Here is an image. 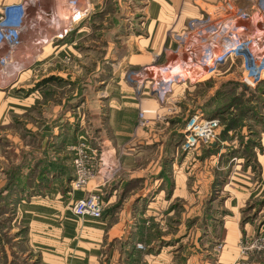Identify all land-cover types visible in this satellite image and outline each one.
I'll list each match as a JSON object with an SVG mask.
<instances>
[{"label": "rangeland", "instance_id": "obj_1", "mask_svg": "<svg viewBox=\"0 0 264 264\" xmlns=\"http://www.w3.org/2000/svg\"><path fill=\"white\" fill-rule=\"evenodd\" d=\"M93 1L89 11L82 18H76L72 29L65 34L71 46L64 60L65 68L63 63L57 64L56 70L49 71V75L42 77V71L36 74L40 79L35 89L43 91L46 100L37 102L36 107L26 112L24 117L12 118L8 133L0 137V264H40L38 257L26 245V230L19 207L32 195L49 187L56 178H61L60 174L51 175L44 183L47 179L42 180L43 172L47 171L45 161L57 165L56 161L70 156L73 160L69 167L74 172L76 155L70 149L81 142L91 165L97 168L96 176L101 169L113 164L107 154L104 161L100 158L107 141L112 146L115 144L107 124L108 78L115 72L119 60L127 55L128 40L144 34L146 0ZM260 2L264 7V0ZM236 15L225 22L214 23L216 29L225 33L234 28L238 21ZM241 15L242 19H248L254 14L250 9L239 17ZM190 21L204 23L201 30L207 32V17ZM76 24L84 29L86 36L72 44ZM228 40H232L231 43L238 41ZM226 43L221 42L225 48ZM43 45L40 40L39 47ZM141 69H129L125 73V81L134 89L135 97L141 98L146 94L158 105L160 115L156 119L167 129L165 142L168 153L171 154V150L177 152L183 168L184 189L198 202V209L191 212L188 206L190 198H177L176 203H169L170 192L167 193L161 213L155 215L162 218L147 223L144 241L149 243V240L164 236L159 245L171 247L164 249L170 258L169 264H264V253L243 250L264 233V195L246 202L236 214L224 208L225 198L220 196L227 182L246 181L244 177L258 179L261 168L255 163L261 153V134L264 131V81L254 87L247 86L243 82V69L238 58L228 59L209 79L196 85L181 83L172 86L170 81L174 79L175 72L170 75L157 70L158 87L161 93H165L161 102L151 92L152 84L148 80L141 90L136 87L132 72ZM203 70L198 69L197 73ZM57 71L64 75L51 74ZM17 74L7 82H12ZM208 76L197 77V80ZM7 84L2 87H7ZM47 99L55 101L47 103ZM194 114L202 118H217L220 127L208 147L183 151V137H179L178 129ZM138 117L137 127L145 131L152 120L142 110ZM51 128L54 133L58 129L59 133H46L47 129L51 132ZM68 137L72 142L67 149L53 155L52 147H58L61 140ZM158 138V142H162L161 137ZM41 158L46 159L44 165L37 162ZM229 216L236 223L237 232L233 233L234 229L229 227L226 239L223 219L227 220ZM227 244L229 251L222 258ZM190 255H195L196 260L187 263Z\"/></svg>", "mask_w": 264, "mask_h": 264}, {"label": "crops", "instance_id": "obj_2", "mask_svg": "<svg viewBox=\"0 0 264 264\" xmlns=\"http://www.w3.org/2000/svg\"><path fill=\"white\" fill-rule=\"evenodd\" d=\"M260 1L263 0H146L144 34L128 40L127 55L119 60L115 72L108 78L107 124L115 144L112 146L107 141L100 158L104 161L107 154L113 164L101 169L85 191L73 193L66 177H58L49 187L32 195L19 207L26 230V245L38 257L40 264H169L170 258L165 248L171 247L159 245L164 236L149 240V243L144 241L147 223L162 218L155 215L161 213L167 193L170 192L167 197L169 203H176L177 198H190V194L184 189L183 168L177 152L170 149L171 154L168 153L170 151L165 142L167 129L156 119L160 115L158 105L146 94L141 98L135 97L134 89L125 81V73L129 69L149 68L155 73L157 70L170 75L175 72L174 76L208 67L204 68V72L197 73L198 78L209 75L207 78L197 81V78L194 81L186 79L184 82L185 85H196L214 74L209 65L213 66L214 58L225 47L221 42L231 43L232 40L227 41L229 38L250 41L251 50L258 57L263 56L264 7ZM92 2L41 0L36 5L38 13L32 24L22 30L23 38L19 45H8L0 35V77L18 73L7 87L0 88V137L8 133L12 118L24 117L26 112L36 107L37 102L46 100L44 92L35 89L40 79L36 74L42 71V77L49 75V71L56 70L57 64L63 63L65 68L64 60L71 46L67 43L66 35L63 38L58 35L67 28L72 29V23H65V26L58 21L66 11L81 6L90 8ZM24 3L35 4L34 0H0V9ZM250 9L253 17L239 18V14ZM233 14L238 15L234 28L225 33L216 29L214 23L225 22ZM201 17L208 18L207 32H202L201 25L204 23L199 21L194 31H186L191 19ZM78 24L73 27L72 44L86 36ZM40 40L45 43L41 48ZM174 68L181 71L176 73ZM51 74L64 75L60 71ZM11 76L6 79L13 78ZM54 99H47V103H53ZM140 110L145 111L146 117L152 120L145 131L137 127ZM51 129L46 133H59L58 129H55V133ZM183 129L181 124L179 137H183ZM158 137L162 142H158ZM70 141L68 137L64 151ZM261 147L257 158L261 168L258 179L244 177L246 181H230L222 187L220 196L225 198L224 208L233 214L239 213L246 202L264 195V131L261 134ZM90 191L102 193L105 211L100 221L78 219L73 214L74 202ZM197 204V200L191 197L188 205L191 212L198 209ZM230 218L223 219L226 239L229 227L234 229L233 233L237 232L236 223ZM142 242L147 247L145 251L136 247ZM225 247L222 258L229 251V244ZM188 259L187 263L196 260V257L190 255Z\"/></svg>", "mask_w": 264, "mask_h": 264}, {"label": "built area", "instance_id": "obj_3", "mask_svg": "<svg viewBox=\"0 0 264 264\" xmlns=\"http://www.w3.org/2000/svg\"><path fill=\"white\" fill-rule=\"evenodd\" d=\"M41 0H34L35 4L24 3L19 6L7 7L0 9V35L4 37L8 45L16 46L22 42V30L30 26L38 13L37 4ZM264 13V9L262 10ZM245 16V14H244ZM243 18L241 15L239 18ZM245 18V17H244ZM196 22H189L190 32L194 31ZM68 28L58 35L63 38L68 32ZM223 47L213 60L212 72L217 67L224 64L228 59L238 58L241 61L243 69V82L247 86L254 87L264 81V55L258 57L251 50V43L248 40H241ZM132 80L136 84L138 90L144 87L145 80L152 84L151 92L162 102L164 94L161 93L157 82L158 75L149 68H142L139 71L132 72ZM186 80V79H185ZM184 81H174L171 79L172 86L184 83ZM170 82H167L170 83ZM169 90H166L168 93ZM220 123L217 118H202L199 114H194L189 123L184 126L183 143L181 149L183 151H191L197 148L208 147L214 140L216 131L219 129ZM82 144L77 143L70 151L74 152V179L71 182V190L73 193L85 191L90 181L96 176L97 168L91 165L89 156L82 149ZM73 214L78 219H92L100 221L104 217L105 204L103 202L102 193L100 191L87 192L85 196L77 199L72 207ZM138 250H145V245L137 244ZM245 251H254L256 253H264V233L256 238L249 247L243 248ZM246 252V253H247ZM245 253V254H246Z\"/></svg>", "mask_w": 264, "mask_h": 264}, {"label": "trees", "instance_id": "obj_4", "mask_svg": "<svg viewBox=\"0 0 264 264\" xmlns=\"http://www.w3.org/2000/svg\"><path fill=\"white\" fill-rule=\"evenodd\" d=\"M246 109H247V107H246ZM185 124H186L185 121L182 122V127L183 128H184ZM47 130H49V129H47ZM229 130L230 129L228 128V131ZM63 137L65 139V135ZM61 141L62 142L58 144V147H56V146H54V148L52 147V149H53L52 150L53 155H57L56 153H58V152L61 153L64 150L63 147L65 145L66 140H63L62 139ZM211 148L213 149L215 147L211 146ZM45 160H46L45 158H41L37 162L40 163L41 165H44V161ZM72 160H71V157L70 156H68V157L67 156H64L63 160L56 161L57 162V165L54 162L51 163L49 160H47L48 162L45 161V166H47V171L43 172V175L44 176H43L42 180H44V178H47V179L44 181V183H47L48 176H51V174L55 173V174H60V177L61 178L66 177L68 187L71 188V182L74 179V172H73V170L70 169L69 162L71 163ZM255 165H257V163H255ZM55 170H56V172H55ZM32 191H33V189H32ZM27 192H29V190ZM22 240L24 241L23 238H22Z\"/></svg>", "mask_w": 264, "mask_h": 264}, {"label": "bare ground", "instance_id": "obj_5", "mask_svg": "<svg viewBox=\"0 0 264 264\" xmlns=\"http://www.w3.org/2000/svg\"><path fill=\"white\" fill-rule=\"evenodd\" d=\"M75 7V6H74ZM89 7L88 6H81V7H79V8H77V9H75V10H69L68 12L66 11V14H64L63 15V17L58 21V23L60 24V23H63V25H65V23H66V25H70L72 22H74L75 20H76V18H82L83 16H84V14L87 12V9H88ZM262 13V12H261ZM61 16V15H60ZM44 17V16H43ZM67 23H69V24H67ZM56 25H59V24H57V23H55ZM61 25V24H60ZM65 25V26H66ZM63 27V26H62ZM70 28V27H69ZM57 30V29H56ZM63 30V29H62ZM63 32H64V30H63ZM45 44V43H44ZM36 45V44H35ZM33 48V47H32ZM31 48V49H32ZM35 48V47H34ZM41 48V47H40ZM212 65L210 64L209 65V68L210 69H212ZM23 68V67H22ZM203 68H205V69H207L208 67H203ZM197 71H198V69L197 70H193L192 72H190V71H188V72H184L185 74H180V75H174L173 76V78H174V81H184L185 79H191V81H194L196 78H197ZM210 71V70H209ZM204 72V71H203ZM190 73V74H189ZM200 73H202V72H200ZM11 75V74H10ZM9 74H4V75H1V77H0V88H3L2 86H4V85H6L8 82V80H10V79H6V78H10V77H8V76H10ZM194 76H196L195 78H194ZM13 77V76H12ZM195 81H197V79L195 80Z\"/></svg>", "mask_w": 264, "mask_h": 264}, {"label": "water", "instance_id": "obj_6", "mask_svg": "<svg viewBox=\"0 0 264 264\" xmlns=\"http://www.w3.org/2000/svg\"><path fill=\"white\" fill-rule=\"evenodd\" d=\"M190 120H191V119H189L187 123H189V122H190ZM187 123H186V124H187Z\"/></svg>", "mask_w": 264, "mask_h": 264}]
</instances>
